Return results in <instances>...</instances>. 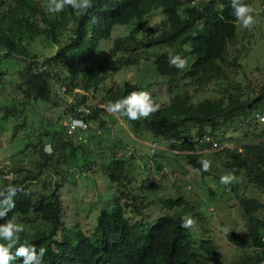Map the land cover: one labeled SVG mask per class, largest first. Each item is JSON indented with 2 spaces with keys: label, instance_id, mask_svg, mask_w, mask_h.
<instances>
[{
  "label": "trees",
  "instance_id": "16d2710c",
  "mask_svg": "<svg viewBox=\"0 0 264 264\" xmlns=\"http://www.w3.org/2000/svg\"><path fill=\"white\" fill-rule=\"evenodd\" d=\"M255 1L243 0L251 7ZM47 3L48 0H0V93L8 79L11 60L27 64L25 71L10 73L12 96L5 105L0 104V121L14 125L13 141L25 133L32 116L37 123L51 125L38 135L37 145L28 142L23 149L14 150V154L22 156L33 148L31 154L35 157L29 166L0 168L7 181L0 183V190L8 184L20 189L12 197L15 206L0 217V224L11 220L23 225L19 240L9 249L14 258L8 264H22L23 257H16L15 250L25 242L46 249L41 264H210L207 257L219 254L216 243L207 237L195 244L193 235L199 234L200 226L198 233L181 227L183 217L199 223V204L179 191L176 197H148L140 158L147 153L146 147L154 160L165 154L183 156L186 172L192 169L208 182L212 174L200 171L199 161L204 159L203 152H211L213 159L235 178L244 176L245 183H241L246 188L264 195V127L258 122L264 116V80L245 86L243 80L236 79L247 76L244 63L248 53L231 58L239 23L230 14V0H91V7L82 13L65 6L58 14H49ZM151 17L153 24L149 25ZM116 26L123 27L124 36L115 39L101 58L93 57L91 61L84 46L89 44L93 47L89 49L94 50L99 40L110 38ZM40 38L58 47L54 56L45 59L47 68L41 72L39 55L32 51V43L40 42ZM159 48L164 51L154 50ZM175 54L186 59L184 69L169 66L168 58ZM152 56L156 57V71L161 78L146 85L127 82L107 90L101 88L108 65L130 66ZM161 79L171 86L189 83L185 91L172 95L167 102L160 103L152 96L160 108L148 117L129 120L117 113L116 122L140 148L133 149L130 142L113 134L106 135L114 132L115 117L111 123L109 115L104 119L102 114L108 111L100 104L107 106L132 91H150ZM214 82L226 86L214 91V97L207 96L195 104V94L204 91L206 95ZM62 88L73 97L72 103L61 96ZM75 89L81 93L74 94ZM51 103L64 104L65 119L79 116L80 108L89 110L85 119L89 135L76 130L69 136L68 126L62 124L64 118L55 125L32 107ZM91 124H97L98 129L93 130ZM92 131L98 133L92 135ZM143 136H149L157 148L139 142ZM23 138L28 141L27 135ZM207 138H213L221 149H215ZM48 145L51 152L46 150ZM154 167L157 173L162 171L157 162ZM45 175L51 176L50 181L59 177L73 185L79 178L101 177L107 184L104 176L109 178L115 190L114 204L111 210L101 212L96 230L90 231L92 236L86 235L79 224L74 232L68 229L61 196L50 188L51 182L46 185L41 181ZM238 182L217 184L216 189L209 186V199L214 205L215 191L222 188L224 194L231 192L237 201L231 207L244 220L228 235L230 243L240 251V258L230 264H264V217L260 216L264 198L245 196ZM37 183L43 184L41 192L33 187ZM155 200L163 213L154 224L129 221V216L143 217Z\"/></svg>",
  "mask_w": 264,
  "mask_h": 264
},
{
  "label": "rangeland",
  "instance_id": "374dc122",
  "mask_svg": "<svg viewBox=\"0 0 264 264\" xmlns=\"http://www.w3.org/2000/svg\"><path fill=\"white\" fill-rule=\"evenodd\" d=\"M183 1L184 3L187 2V0ZM252 8V15L254 17L255 23L250 25L248 28H243L239 25V34L236 39V46L230 50L232 55L231 58L237 55L245 56L248 53L244 63V70L247 72V76H243L242 78L239 76L236 78L239 79V81L243 80L242 84L245 86L254 80L256 83H260L264 80V0L255 1ZM156 17L158 20H160L158 16ZM151 19L152 17L149 18V25L153 24V19ZM122 28V26H116L113 29L110 38L99 40L98 45L94 50L89 49V47L93 48L89 44L84 46L87 48L84 50L86 55L92 57L91 61L93 57L97 59L101 58L113 46L115 39L122 36L120 34L124 33ZM44 42L45 41L42 39L40 42L36 41L32 43L33 53H37L38 50L40 51ZM154 50L158 53L164 51L163 48ZM54 51L55 47L53 45L45 43L40 55L50 57ZM42 59L43 58H41L40 61H42ZM155 61L156 57L152 56L147 60L139 61L138 63L131 64L130 66H122L117 64L108 65L105 70L108 74L105 76L107 79L103 85L101 84V88L103 90H107L114 85L124 86L127 82L144 85L152 83L156 80V78H161L157 74ZM11 62L12 65L7 71V73H9L8 79L5 81L6 84H3V91L0 93L1 105H5L7 103V99H10L12 96L10 92L11 90H9L12 86H14L11 74H19L25 71V66H21L20 64L16 63L14 59H12ZM186 83H189V81L171 86L165 82V80L161 79L158 85H153L151 90H148L147 92L150 94L151 98L152 96L157 97V100L160 103L167 102L172 95L185 91L187 89ZM221 85L224 88L226 83ZM222 87L220 85L217 86V82L212 83L208 87V92L206 91L207 94L205 95V93H203L204 91L199 94H195L193 102L196 104L206 99L207 96L214 97V91H218ZM15 95L16 93L14 96ZM97 101L101 102L100 100ZM63 105L64 104L61 103H51L48 106L35 104L32 107H34V111L39 113L40 116L49 117L53 124L58 125L57 123L59 122L57 120L63 119L65 117V107ZM103 106L106 109V106ZM108 115L110 118V123L113 117H115L112 122L114 126V132L112 133L109 131L106 135L111 137V134H113L114 136L126 139V141H128V143L130 142V145L133 146V149L140 148V144H138L137 141L132 140L128 136L127 130H125V128L122 127L120 123L116 122L118 120L117 113L108 112L107 115L102 114V117L107 119ZM30 120L31 124L27 127L24 133L28 136V141L23 138L24 134L20 135L19 138L13 141L12 136L14 133L11 128L14 125L12 126V124H7L4 121H0V168H4L6 166L10 167V165L23 168L22 165L29 166L31 161L33 162L32 158L35 157L31 154L33 148H30V152H27L22 156H19L17 153L14 154V150H16V148L23 149L28 142L37 145L36 143L38 142V135L41 132H44L43 130L45 128H51V125L45 126V124L35 122V116L30 117L28 122ZM67 120L68 119L64 118L62 124L66 125ZM258 122L262 127H264L263 115L259 117ZM93 126L97 127V124H93ZM61 127L62 125L59 124L58 128L61 129ZM94 141L95 139L93 142ZM109 142L110 139L106 145H108ZM139 142L157 148V145L152 143L149 136H143L141 139H139ZM163 148L165 150L171 151L170 147ZM145 149L147 150V153L141 156L140 161H142L145 165H150V174L145 181L146 185L144 183V191H146L147 196L154 199L156 198V194L158 195L159 199H162L166 196L176 197L179 191L182 195L188 197L192 203H196L197 205L199 204L200 207L198 208V211H200L201 215L199 223H193V227L191 226L189 228L191 232L195 231L198 233L197 229L199 228L198 226H200L199 234L193 233L194 243L198 244L199 240L206 239L207 237V239H212L216 243L219 254L215 258L207 257V260L210 264H215V261L217 264H230L234 260H238L240 258V251L237 249V247L230 243L228 238L229 233H231L234 229H238L239 223L243 224L244 222L242 215L236 214L235 209L231 207L232 205L236 204L237 201H235L231 192H227L226 190L228 195L224 194L225 192L222 191V188H220L219 191L214 190L216 193L215 197H212L215 203L214 205H212L213 203L209 199V197H211V195H209V188L213 187L216 189L217 184H220L219 177L227 173V170L224 168L223 164L220 163V161H215L211 155V152H203V160H209L211 162L208 171H210L212 174L211 176H208V182H205V180L202 179V176L197 173L195 174L192 169L186 172L185 167H187V163L183 156L175 157L174 154H170L169 156L167 154H163L164 157L158 155L154 160L155 162H150V149L148 147ZM46 150L50 152L51 146L48 145ZM199 153L201 152L199 151ZM80 162L81 161H79V163ZM156 162L162 167V171L160 173H157V168L154 167ZM11 168L12 167H10V169ZM6 171L9 172V169ZM164 174L168 175L164 177ZM9 175L10 177L13 176L12 173ZM44 177L46 178L42 179L41 181L43 183L46 181V185H49L48 182H51L52 184L50 185V188H55L56 192L61 196L64 209L63 220L64 222L68 223V229L74 232L75 227L79 224L86 235L92 236L90 231L93 229L94 231L96 230V227L98 226L97 219L101 212L104 210H111L114 204L115 190L109 178L104 176L106 180L108 179V184L104 183L101 177L99 180H97L95 177V180L89 178H79L77 179L76 185H73L67 181L62 182L59 177H52L51 181L49 180V177L51 176L45 175ZM58 180L59 182L57 184ZM181 180H184V182ZM234 180L240 181L238 184L242 181L245 183L244 176H240ZM6 182L7 181H4L0 174V183L5 184ZM100 183L102 186H100ZM243 183L240 184V191L245 196L257 197L259 199L264 198L263 194L246 188ZM41 186H43V184L37 183L33 185L35 190L39 192H41ZM205 212L208 214V216ZM162 213L163 210L158 206L155 200L154 205L144 213L143 217L136 218L134 216H129L128 219L133 224L138 222H143L146 224L149 222L148 224L152 225L155 221H157ZM260 216L264 217V211L260 213ZM69 223H74V225L71 226ZM221 226H223V228Z\"/></svg>",
  "mask_w": 264,
  "mask_h": 264
},
{
  "label": "clouds",
  "instance_id": "9594fccd",
  "mask_svg": "<svg viewBox=\"0 0 264 264\" xmlns=\"http://www.w3.org/2000/svg\"><path fill=\"white\" fill-rule=\"evenodd\" d=\"M65 6H71V8L76 12H83L84 10L91 7V0H48L46 5V11L49 14H58ZM230 8H231V16L234 17V22L239 23V25L243 28H248L250 25L255 23L254 17L252 15L253 8L243 2V0H230ZM95 22V18H93V23ZM123 29V28H122ZM124 30V29H123ZM125 33V31H124ZM123 34H120L124 36ZM42 39V38H40ZM44 40V39H43ZM46 42L42 44L43 49ZM55 47V51L52 54L54 56L58 50V47ZM41 50L37 52L39 55L38 59V67L39 71H44L47 66L44 65L45 59L49 57H45L40 55ZM51 57V56H50ZM42 59V61H40ZM24 64V63H23ZM168 64L171 67H174L178 70H182L185 68L186 59L181 58L179 54L170 55L168 58ZM27 67L26 65H21ZM81 93L79 89L74 90V94ZM61 96L69 99V103H72L73 97L67 95L65 88L61 89ZM54 98H56L54 96ZM71 105V104H69ZM101 107L104 108L102 105ZM160 108L158 103H154L153 99L150 97V94L147 91H132L127 96L117 99L115 102H108L106 106V110L110 113H119L121 116H126L129 120H136L140 117H148L151 113L156 112ZM89 114V110L85 107L78 109V115L74 117V115L69 116L67 118L68 126V134L73 135L74 131L79 130L84 132V136H87V132L90 133V126L85 121L86 116ZM71 124L75 125L74 129L71 128ZM93 130L95 127L91 124ZM70 130V131H69ZM98 132L92 131L91 134L95 135ZM82 138H79V140ZM87 139V137H86ZM52 149V148H51ZM164 149V148H163ZM48 152V151H47ZM51 152V151H50ZM150 162H155L154 159L150 158ZM200 163V171L207 172L210 167L209 160H201ZM144 166V167H143ZM143 171V179L147 180L150 174V165L142 164L141 166ZM145 169V170H144ZM235 179L233 173L227 172L224 175L219 177V183L223 185H227L231 183ZM20 189L15 185L8 184L3 190H0V207L4 208V211L0 212V217H2L6 211L11 210L15 205L13 203L12 197L15 196L16 192ZM194 221L191 217H183L181 219V227L190 228L193 225ZM23 231V225L13 223L11 220L5 222L4 224H0V240L6 243H0V264H8L9 260L14 257L10 254L9 249L17 243L19 240V233ZM46 249L43 246H40L37 249L36 245L28 244L27 242L21 244L15 250L16 257H23L22 264H41L42 258L44 256Z\"/></svg>",
  "mask_w": 264,
  "mask_h": 264
},
{
  "label": "built area",
  "instance_id": "2783aa9c",
  "mask_svg": "<svg viewBox=\"0 0 264 264\" xmlns=\"http://www.w3.org/2000/svg\"><path fill=\"white\" fill-rule=\"evenodd\" d=\"M75 127H76L75 125L71 124V128L72 129H74ZM207 141L212 143V144H214L213 146H214L215 149H217V150L221 149L220 145L213 138H207Z\"/></svg>",
  "mask_w": 264,
  "mask_h": 264
}]
</instances>
